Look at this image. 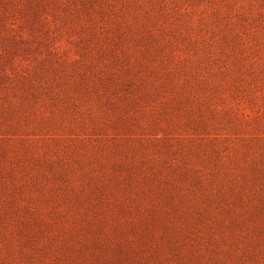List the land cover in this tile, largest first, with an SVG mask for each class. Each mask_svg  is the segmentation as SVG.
<instances>
[{"label": "rangeland", "instance_id": "obj_1", "mask_svg": "<svg viewBox=\"0 0 264 264\" xmlns=\"http://www.w3.org/2000/svg\"><path fill=\"white\" fill-rule=\"evenodd\" d=\"M0 264H264V0H0Z\"/></svg>", "mask_w": 264, "mask_h": 264}]
</instances>
